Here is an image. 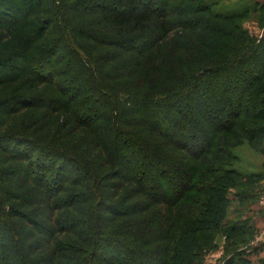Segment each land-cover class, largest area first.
I'll list each match as a JSON object with an SVG mask.
<instances>
[{
  "label": "trees",
  "instance_id": "obj_1",
  "mask_svg": "<svg viewBox=\"0 0 264 264\" xmlns=\"http://www.w3.org/2000/svg\"><path fill=\"white\" fill-rule=\"evenodd\" d=\"M176 1L0 0V87L23 76L56 86L59 74L73 75L76 59V80L94 87L83 101L96 109L95 97L105 99L96 114L77 117L83 111L76 108L77 83L42 104L45 95L0 97L4 117L46 104L47 111L71 118L50 136L40 134L39 119L20 128L0 121V264H204L220 232L226 237L223 264H264V243L237 249L254 234L251 212L227 220L230 190L239 188L237 197L248 208L264 178L232 168L234 149L244 141L264 155V66L247 65L251 55L264 54V38L254 44L239 28L234 38L229 27L235 22H215L210 27L217 37L201 40L200 47L227 41L228 48L210 62H195L162 82L149 75L152 84L111 82V65L120 57L142 70L136 61L153 38L166 39ZM256 5L264 12V3ZM51 11L63 15L58 23ZM67 32L69 50L60 53L56 47ZM93 47L105 49L98 61ZM217 78L229 97L211 93ZM70 123L73 131L65 132ZM81 125L98 141L103 169L67 140ZM69 233H79L73 250H59ZM63 251L74 255L63 257Z\"/></svg>",
  "mask_w": 264,
  "mask_h": 264
},
{
  "label": "rangeland",
  "instance_id": "obj_2",
  "mask_svg": "<svg viewBox=\"0 0 264 264\" xmlns=\"http://www.w3.org/2000/svg\"><path fill=\"white\" fill-rule=\"evenodd\" d=\"M192 3L188 4L189 0L183 1L178 0L176 3H173V8L169 13L170 19L169 22L172 24L169 28V34L165 40L156 39L155 42H152L149 48L142 52L139 56L136 64L141 62L143 64L142 70L139 68H129V62L127 56L120 57L116 62L111 65V74L113 78L111 79L112 83L116 84H125V82H132L133 85H142L144 83L152 84L153 82H148L146 76L155 77V82L164 81L166 77H171L173 74L182 75L183 69L187 68L189 65L197 63H208L211 61L210 56L216 55L217 52L225 53L228 48V42H220L214 48L204 50L200 47L199 42L201 40L214 39L217 37V34L213 32V28L210 25H215V22L220 24H226L228 20L235 22L236 26L229 27L233 29L234 34L232 37L237 36L236 28L242 29L247 34V37L250 38L254 44H260L264 38V12L261 10L260 6L256 5L259 2L264 3V0H190ZM199 1V3L194 2ZM203 1L207 6H201L200 2ZM48 5L51 6L50 2ZM193 4V5H192ZM51 10V9H50ZM54 13V14H53ZM52 16L54 21H60L62 16H58L55 12L49 14ZM235 20V21H234ZM22 27L18 28L20 30ZM57 30V29H55ZM50 39V36H48ZM19 39V36H16ZM71 39V32H67L63 36V40L59 46L56 47V51L60 53L67 52L69 50V42ZM189 42H196L197 45H190ZM83 44H86L85 41H81ZM209 42V41H208ZM210 43V42H209ZM44 45V44H42ZM187 46V47H186ZM212 46V45H211ZM187 48L189 51L187 52ZM105 49H96L92 48L94 55L96 56L97 61L101 58V53ZM111 52L114 49H110ZM25 53V52H24ZM162 53V55H161ZM84 54V53H83ZM122 54V53H121ZM194 54V55H190ZM85 55V54H84ZM161 55V57H159ZM247 65L250 70H257L264 66V54L258 52L251 55L247 59ZM62 63V60L60 61ZM246 63V62H245ZM25 66V62H21ZM71 69L66 76L59 74L57 77L56 86L53 85H36L24 81L21 79H26L23 76L20 81H16L12 84L5 85L0 87V97H16V96H27L33 97L36 96L41 98L45 95L41 102H47V100L54 96L59 89H66L67 91L72 88H77L76 83L79 85L80 91L76 100V108L83 110L77 114V117L80 114H85L86 112L93 111V114H96V110L99 107V102H103L104 98L95 97L97 101V108L90 106L87 101H83L84 96H92L94 87L91 85L85 84L84 79L82 81L76 80L74 76V71L79 68L78 61L76 59H71ZM198 66V65H196ZM262 68H260L261 70ZM264 72V68L262 69ZM73 76V77H72ZM178 76V77H179ZM250 78V75H247ZM64 80V81H63ZM220 79L217 78V85L211 87V93L215 92L216 94H224L226 97H229L226 93H223L221 86L219 85ZM214 83V82H213ZM202 89V88H201ZM209 90V88L207 89ZM209 93V92H207ZM40 94V95H38ZM243 94V93H242ZM244 95V94H243ZM76 96V98H77ZM245 97V96H244ZM0 98V99H1ZM247 98V97H245ZM248 101V98L245 102ZM37 104V105H39ZM33 105V109L25 110V107H21V112H12L11 115L4 117L5 113H2L0 108V121L7 122L10 125H17V128H20L19 124L35 121L39 119L43 122L42 126L38 127V130L41 131L40 134L50 136L53 134L55 128H58L63 122V128H65L67 122L71 121L69 115H66V112H51L47 109L49 105L43 104V106ZM89 107V111L85 109ZM249 106V104L247 105ZM30 107V106H29ZM196 106L192 108L191 115L195 117L196 115ZM194 117H189L193 119ZM74 123H70V126L67 129H63L65 132L73 131L70 128ZM82 126V125H81ZM14 127V126H13ZM108 127H105V129ZM104 129H100L99 136L101 137L104 134ZM67 136V140L72 143V147L76 150V154L79 156H84L90 158L95 166L98 169H103L100 154V145L98 141L95 140L93 133L87 130L84 126L81 128H76L74 132H70ZM234 154L237 157V162L232 166V168L238 171L240 174L249 176L252 174H262L264 175V155L259 151L253 149L248 141H244L240 146H237L234 149ZM257 199L248 207L244 208L239 198L237 197L239 188H233L230 190L229 197L232 199L230 203V208L228 212L227 220L229 222L237 221L241 215L251 212L250 216H254L256 220V212L260 213L264 220V205L261 204L262 197L264 195V178L257 184ZM249 205V203H248ZM247 205V206H248ZM255 222V221H254ZM88 230L80 232L81 237L86 234ZM260 235H264V223L260 225L257 221L254 225V234L250 236L244 243L239 242L240 245L237 246V249H247L253 248L256 245L257 238ZM79 233L75 235L67 234L64 236L66 245H62L59 250H68L74 246V240L77 239ZM226 243V237L223 233H219L215 239V246L205 253L204 264H223L225 260V252L223 250ZM70 245V246H69ZM61 256L74 255V252L63 251L60 253Z\"/></svg>",
  "mask_w": 264,
  "mask_h": 264
},
{
  "label": "built area",
  "instance_id": "obj_3",
  "mask_svg": "<svg viewBox=\"0 0 264 264\" xmlns=\"http://www.w3.org/2000/svg\"><path fill=\"white\" fill-rule=\"evenodd\" d=\"M261 204L264 205V195L262 197ZM262 243H264V235H260V237L257 238L256 245L254 247H257V246H259Z\"/></svg>",
  "mask_w": 264,
  "mask_h": 264
},
{
  "label": "crops",
  "instance_id": "obj_4",
  "mask_svg": "<svg viewBox=\"0 0 264 264\" xmlns=\"http://www.w3.org/2000/svg\"><path fill=\"white\" fill-rule=\"evenodd\" d=\"M256 214H258V215H256V216H258V217H256V221H257L260 225H262V224L264 223L263 217L260 215V213H256ZM261 257H264V253L262 254Z\"/></svg>",
  "mask_w": 264,
  "mask_h": 264
}]
</instances>
